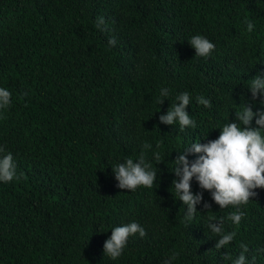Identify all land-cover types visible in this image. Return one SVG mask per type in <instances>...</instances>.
Instances as JSON below:
<instances>
[{
    "label": "trees",
    "instance_id": "obj_1",
    "mask_svg": "<svg viewBox=\"0 0 264 264\" xmlns=\"http://www.w3.org/2000/svg\"><path fill=\"white\" fill-rule=\"evenodd\" d=\"M195 35L215 45L209 56H195ZM256 76L264 79V0H0V87L11 93L0 156L12 154L19 177L0 181V264H164L173 252L171 264H232L224 257L238 258L241 243L247 264H264V189L239 206L235 225L226 217L236 209H221L195 178L203 201L186 222L171 186L179 152L218 138L245 103L264 111L247 89ZM185 91L196 127L181 132L159 117ZM141 153L153 186L120 189L112 167ZM210 216L236 232L220 250ZM131 222L146 235L130 236L116 260L104 255L111 230Z\"/></svg>",
    "mask_w": 264,
    "mask_h": 264
},
{
    "label": "clouds",
    "instance_id": "obj_2",
    "mask_svg": "<svg viewBox=\"0 0 264 264\" xmlns=\"http://www.w3.org/2000/svg\"><path fill=\"white\" fill-rule=\"evenodd\" d=\"M247 31L254 30L251 20L245 18ZM104 24V18H99L97 28ZM115 38L108 41L109 45L115 46ZM189 44L195 49L196 57H207L215 49V45L201 35L191 37ZM248 90L251 92L253 101L259 99L264 105V79L260 76L253 77L249 81ZM160 95L167 97L168 89H162ZM191 97L187 91L176 97V103L172 104L167 113L160 115L159 121L167 125L178 123L182 132L188 127L195 128L196 123L191 119L186 108L190 105ZM164 99L159 101L162 104ZM196 102L204 107H211V102L203 96L196 97ZM11 103V93L0 87V109L6 108ZM237 122L224 124L220 128L218 138L201 144L200 141L192 143L187 149L176 157L175 167L172 172L178 177L173 180L174 191L187 211L184 215L186 222H191L197 212L196 206L203 201V193L193 194L191 182L193 178L198 182L199 188L208 191L211 199L221 209L233 206L236 210L229 213L226 219L235 225H239L245 213L240 210V205H246L250 198L257 195L255 189H264V111L254 112L250 104H244L239 110H235ZM255 118L256 127L252 126ZM152 145L145 143L143 149H151ZM4 148L0 146V153ZM189 153L201 154L190 163L187 156ZM159 161V153L154 154ZM115 179L120 189L135 191L138 187L151 188L157 179V174L152 170L151 163L144 159L141 153L139 162L129 158L123 163L112 167ZM19 179L16 174V165L11 153L0 156V181L11 182ZM205 209H210L209 203L203 204ZM224 217H209L208 229L219 239L215 248L220 250L234 240L236 232H225ZM212 221H216L213 223ZM139 234L141 238L146 235L145 229L137 222H131L123 226L114 227L111 236L103 245V253L113 260L118 259L130 236ZM241 254L238 258L232 259L226 255L224 259L232 260V264H247L244 253L249 251L246 244L241 243ZM178 256L173 252L171 257L164 264H171Z\"/></svg>",
    "mask_w": 264,
    "mask_h": 264
}]
</instances>
